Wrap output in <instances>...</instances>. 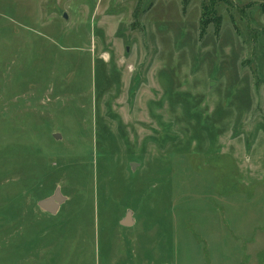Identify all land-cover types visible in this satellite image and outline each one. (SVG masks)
Masks as SVG:
<instances>
[{
  "label": "rangeland",
  "instance_id": "1",
  "mask_svg": "<svg viewBox=\"0 0 264 264\" xmlns=\"http://www.w3.org/2000/svg\"><path fill=\"white\" fill-rule=\"evenodd\" d=\"M206 5L0 0V264H264V0Z\"/></svg>",
  "mask_w": 264,
  "mask_h": 264
},
{
  "label": "water",
  "instance_id": "2",
  "mask_svg": "<svg viewBox=\"0 0 264 264\" xmlns=\"http://www.w3.org/2000/svg\"><path fill=\"white\" fill-rule=\"evenodd\" d=\"M213 85V82H211V86ZM57 136V135H55ZM64 196L61 194V192L57 191L54 196L41 200L38 205L40 208L45 210L46 212H49L51 214H56L62 202L64 201ZM134 222L133 219V212L130 210L127 212V216L122 220L123 225H130Z\"/></svg>",
  "mask_w": 264,
  "mask_h": 264
},
{
  "label": "crops",
  "instance_id": "3",
  "mask_svg": "<svg viewBox=\"0 0 264 264\" xmlns=\"http://www.w3.org/2000/svg\"><path fill=\"white\" fill-rule=\"evenodd\" d=\"M133 219H134V215H133ZM123 220V219H122ZM122 220L120 221V222H122ZM135 223H136V221H135V219H134V222L132 223V224H130V225H124L125 227H133L134 225H135ZM122 224V223H121ZM123 225V224H122ZM166 243H170L171 244V242H167L166 241ZM169 247H170V245H169ZM134 248H132V250H133ZM163 253H167L168 255L170 254V260H166L165 259V257L163 258V259H165V261H166V264H167V262L169 261V263H170V261H172V252H170V250H168V248H166L165 247V245H163ZM123 251V250H122ZM131 251L129 250V252H127V253H125V254H128V255H126V256H128L127 257V260H129L128 261V263L129 264H151L150 263V256H149V250H148V254H145V253H143L144 255H142L141 253H136V251L134 252V251H132V253H130ZM120 254L121 255H123L122 254V252H120ZM172 263V262H171ZM127 264V263H126Z\"/></svg>",
  "mask_w": 264,
  "mask_h": 264
},
{
  "label": "trees",
  "instance_id": "4",
  "mask_svg": "<svg viewBox=\"0 0 264 264\" xmlns=\"http://www.w3.org/2000/svg\"><path fill=\"white\" fill-rule=\"evenodd\" d=\"M210 1V5H206L205 7H204V14H206L207 13V11H211V9H214V6H215V4H216V1H218V0H209ZM210 6V7H209ZM215 23V22H214ZM218 24H220V22L218 23Z\"/></svg>",
  "mask_w": 264,
  "mask_h": 264
}]
</instances>
